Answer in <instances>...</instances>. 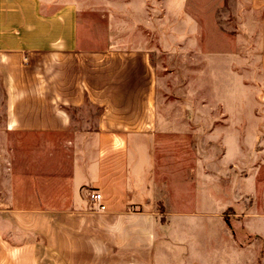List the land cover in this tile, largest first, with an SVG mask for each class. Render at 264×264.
I'll use <instances>...</instances> for the list:
<instances>
[{
    "label": "rangeland",
    "instance_id": "374dc122",
    "mask_svg": "<svg viewBox=\"0 0 264 264\" xmlns=\"http://www.w3.org/2000/svg\"><path fill=\"white\" fill-rule=\"evenodd\" d=\"M55 1L73 6L83 45L144 50L156 68V132L130 142L132 192L153 188L132 198L155 209L154 264H264L262 10L252 0ZM79 113L67 137L9 138L66 144L58 156L66 204L71 164L96 153L94 135L82 131L98 112ZM21 170L14 194L36 193Z\"/></svg>",
    "mask_w": 264,
    "mask_h": 264
},
{
    "label": "crops",
    "instance_id": "0c3cea01",
    "mask_svg": "<svg viewBox=\"0 0 264 264\" xmlns=\"http://www.w3.org/2000/svg\"><path fill=\"white\" fill-rule=\"evenodd\" d=\"M23 1L0 0V264H154L156 212L132 198L153 188L141 183L134 194L130 178L132 138L156 132L150 55L92 50L82 44L70 3L54 0L50 9ZM252 5L263 12L264 71V0ZM86 108L98 112L94 124L83 120L82 131L94 135L96 153L71 164L66 204L58 157L66 144L9 138L67 137ZM16 164L22 181L37 183L36 193L14 194ZM46 187L53 193L45 195ZM89 193L102 199L93 203Z\"/></svg>",
    "mask_w": 264,
    "mask_h": 264
},
{
    "label": "built area",
    "instance_id": "2783aa9c",
    "mask_svg": "<svg viewBox=\"0 0 264 264\" xmlns=\"http://www.w3.org/2000/svg\"><path fill=\"white\" fill-rule=\"evenodd\" d=\"M90 201L95 203V202H99L102 199L101 194L99 193H90ZM100 209L104 210L105 206L103 204H100Z\"/></svg>",
    "mask_w": 264,
    "mask_h": 264
}]
</instances>
